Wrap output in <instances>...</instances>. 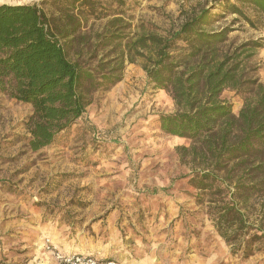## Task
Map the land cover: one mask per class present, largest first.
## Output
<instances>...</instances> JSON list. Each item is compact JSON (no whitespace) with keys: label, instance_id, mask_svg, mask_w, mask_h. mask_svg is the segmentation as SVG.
<instances>
[{"label":"rangeland","instance_id":"1","mask_svg":"<svg viewBox=\"0 0 264 264\" xmlns=\"http://www.w3.org/2000/svg\"><path fill=\"white\" fill-rule=\"evenodd\" d=\"M222 1L104 4L108 18H89L80 32L93 39L113 13L129 23L130 33L141 24L165 31L176 22L180 9L202 6L211 15L219 14ZM0 4L38 5L48 16L68 6L67 0ZM241 9L253 27L231 14L214 28L230 26L229 38L236 44L259 39L264 43V17ZM105 51H99L98 58ZM90 59L85 50L80 62L94 67L98 60ZM252 65L264 84V48ZM221 97L234 114L239 112L241 96L224 91ZM174 110L169 96L147 83L138 63L125 64L121 80L94 93L80 120L53 145L32 153L24 128L31 107L0 92V264H63L56 252L94 264H264V197L254 195L243 210L252 225L249 236H263L244 259L242 249L232 248L219 236L208 204H197L198 192L186 177L190 171L176 153L189 141L158 129L159 115ZM38 251L47 257L41 259Z\"/></svg>","mask_w":264,"mask_h":264},{"label":"trees","instance_id":"2","mask_svg":"<svg viewBox=\"0 0 264 264\" xmlns=\"http://www.w3.org/2000/svg\"><path fill=\"white\" fill-rule=\"evenodd\" d=\"M101 1L67 0L56 16L38 5L0 4V92L31 107L24 121L28 149L53 145L82 118L94 93L117 84L125 64L138 63L147 83L174 103L172 113L159 115L158 129L189 141L176 153L190 171L197 204L207 203L219 236L250 257L253 243L263 238L249 236L243 210L254 195L264 197V84L252 65L264 43L236 44L230 26H214L234 14L253 27L241 8L264 17V0H224L218 3L222 13L213 15L202 6L180 9L165 31L141 24L130 33L129 23L113 13L92 39L80 32L82 23L108 18L102 7L125 0ZM85 50L90 60L106 51L91 67L80 62ZM224 91L242 97L237 114L222 99Z\"/></svg>","mask_w":264,"mask_h":264},{"label":"built area","instance_id":"3","mask_svg":"<svg viewBox=\"0 0 264 264\" xmlns=\"http://www.w3.org/2000/svg\"><path fill=\"white\" fill-rule=\"evenodd\" d=\"M54 255H55V258L63 264H84L85 263V261L77 257H66L63 255H59V253L57 252ZM85 264H94V262H92L91 260H87Z\"/></svg>","mask_w":264,"mask_h":264},{"label":"crops","instance_id":"4","mask_svg":"<svg viewBox=\"0 0 264 264\" xmlns=\"http://www.w3.org/2000/svg\"><path fill=\"white\" fill-rule=\"evenodd\" d=\"M38 256H40L41 257V259H45L46 257H47V253L44 251V252H42V251H38ZM16 259H14V261H15Z\"/></svg>","mask_w":264,"mask_h":264}]
</instances>
